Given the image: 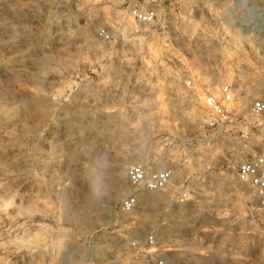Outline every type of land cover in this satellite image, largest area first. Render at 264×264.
Segmentation results:
<instances>
[{
	"label": "rangeland",
	"instance_id": "374dc122",
	"mask_svg": "<svg viewBox=\"0 0 264 264\" xmlns=\"http://www.w3.org/2000/svg\"><path fill=\"white\" fill-rule=\"evenodd\" d=\"M130 1L0 0V264H142L152 229L167 264H264V202L236 172L264 151V0H150V24ZM224 83L223 117L204 101ZM139 161L174 186L122 212Z\"/></svg>",
	"mask_w": 264,
	"mask_h": 264
},
{
	"label": "built area",
	"instance_id": "2783aa9c",
	"mask_svg": "<svg viewBox=\"0 0 264 264\" xmlns=\"http://www.w3.org/2000/svg\"><path fill=\"white\" fill-rule=\"evenodd\" d=\"M130 13L140 23L150 24L158 16L156 6L150 0H131ZM100 34L105 39H110L111 34L102 29ZM218 96L210 92L205 96L207 110L218 116H225L230 111L229 105L235 99V91L231 83H224L219 87ZM252 113L258 118L259 125L264 130V98H256L252 102ZM237 177L244 184H248L259 199L264 202V151L254 154L237 165ZM130 192L126 194L120 204L122 212H132L140 206L142 191L163 192L174 186L175 170L173 167H151L143 161L133 162L126 167ZM188 199V189L183 188L179 201ZM133 256L142 264H167V254L170 245L152 229L142 237L131 242Z\"/></svg>",
	"mask_w": 264,
	"mask_h": 264
},
{
	"label": "bare ground",
	"instance_id": "6f19581e",
	"mask_svg": "<svg viewBox=\"0 0 264 264\" xmlns=\"http://www.w3.org/2000/svg\"><path fill=\"white\" fill-rule=\"evenodd\" d=\"M236 36V35H235ZM237 37V36H236ZM238 39V38H237Z\"/></svg>",
	"mask_w": 264,
	"mask_h": 264
}]
</instances>
